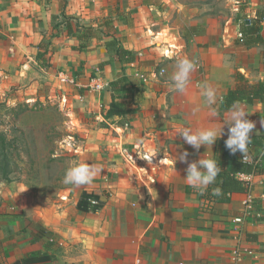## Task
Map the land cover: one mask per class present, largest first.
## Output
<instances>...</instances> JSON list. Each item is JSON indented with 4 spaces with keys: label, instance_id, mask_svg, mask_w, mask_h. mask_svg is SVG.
<instances>
[{
    "label": "crops",
    "instance_id": "obj_1",
    "mask_svg": "<svg viewBox=\"0 0 264 264\" xmlns=\"http://www.w3.org/2000/svg\"><path fill=\"white\" fill-rule=\"evenodd\" d=\"M182 8L176 0H0V56L9 55L16 83L23 91L38 88L43 93L62 84L70 88L71 100L63 98L78 111L84 149L91 155L83 163L103 168L92 183L70 190L53 209L27 214L28 219L24 212L12 218L10 210L0 207L5 212L0 264L31 256L46 259L29 264H264L261 102L239 103L255 124L246 156L262 169L252 176L249 193L216 201L210 185L204 190L190 187L184 179L188 164L176 161L184 151L189 163L204 155L215 158L218 143L228 138V125L212 146L198 151L179 137L180 129H219L228 115L222 102L236 76L241 74L249 84L264 81V41L246 46L239 38L240 22L246 21L259 24L264 39V18L258 23L264 0H247L242 8L234 5L233 23L211 19L206 26L203 19L190 24L199 28L186 39L158 29ZM109 34L135 52V63L123 66L111 57V64L100 67L109 57ZM183 57L196 68L187 90L179 93L170 88V77L175 61ZM158 65L163 69L156 78L151 71ZM141 71H150L147 79L140 77ZM123 73L140 92L115 99L111 87L99 93L89 90L100 75L110 85ZM204 83L217 92L216 117L201 95ZM113 100L126 112L137 110L106 118ZM125 117L127 123L119 124ZM103 122L111 129L98 127ZM229 155L244 157L239 151L229 150ZM84 193L98 196L102 207L79 210Z\"/></svg>",
    "mask_w": 264,
    "mask_h": 264
},
{
    "label": "rangeland",
    "instance_id": "obj_2",
    "mask_svg": "<svg viewBox=\"0 0 264 264\" xmlns=\"http://www.w3.org/2000/svg\"><path fill=\"white\" fill-rule=\"evenodd\" d=\"M176 1L183 5L179 16L175 15L171 23L159 25L158 29L183 39L199 28H192L190 24H201L203 19L207 20L206 26L211 19H217L222 25L228 21L233 23L237 16L233 6L242 8L247 4V0ZM0 52H4L3 48ZM9 64V55L5 59L0 56V207L5 212L10 210L12 218L24 212L28 219L27 214L53 209L63 200L62 196L76 189L77 186L63 183L69 162L83 163L91 155H87L84 149L85 129H81L78 111L73 112L74 105L63 98H69L71 89L62 84L44 93L38 88L23 91V86L16 83ZM162 69L158 65L151 72L159 78ZM141 72L140 77L145 78L150 71ZM19 75L20 72L17 73ZM97 78L108 84L107 89L110 88L101 75ZM136 110L127 111V114ZM127 120L125 117L119 124L127 123ZM98 127L111 129L105 122L99 123ZM4 213L0 212V226Z\"/></svg>",
    "mask_w": 264,
    "mask_h": 264
},
{
    "label": "clouds",
    "instance_id": "obj_3",
    "mask_svg": "<svg viewBox=\"0 0 264 264\" xmlns=\"http://www.w3.org/2000/svg\"><path fill=\"white\" fill-rule=\"evenodd\" d=\"M195 63L187 58H178L175 61V71L170 77V88L176 92L184 93L190 83V76L195 71ZM201 95L205 99L206 105L211 109L213 117L218 116L217 109L213 107L217 103V92L209 84L204 83L201 87ZM248 112L245 111L239 103L233 104L228 110V115L222 117V127L206 128L193 130L191 127H183L179 131V137H182L184 142L195 148L197 151L201 146L213 145L218 138L224 135V125H228V138L225 141L226 147L235 154L241 152L245 159L248 151V145L252 140V130L255 124L247 119ZM189 153L184 151L179 153L176 161H181L188 164L186 168V176L184 179L187 184L196 190H204L210 184L216 182V179L221 172V167L214 158H209L204 155L198 161L188 162ZM153 157H147L146 160L152 164ZM102 165L93 163H78L70 161L63 178L65 185L82 186L92 183L94 178L102 172ZM219 188L213 189L214 195H220ZM152 205L149 204L148 207Z\"/></svg>",
    "mask_w": 264,
    "mask_h": 264
},
{
    "label": "trees",
    "instance_id": "obj_4",
    "mask_svg": "<svg viewBox=\"0 0 264 264\" xmlns=\"http://www.w3.org/2000/svg\"><path fill=\"white\" fill-rule=\"evenodd\" d=\"M263 17L258 19V23L263 21ZM241 33L243 38L241 42L246 46H253L260 44L264 41L261 36L259 29V24H250L247 25L246 21L240 22ZM112 37V35H108ZM106 48L109 53V57L106 60L101 62L100 67L104 68L107 65L111 64V57L120 64V65H130L136 62L135 52L128 50L123 45V41L120 38L112 37L106 40ZM42 61L43 56L38 57ZM124 71V69H123ZM236 84L231 88L222 102V109L229 110L233 104L236 103H246L253 104L255 101H260L264 107V81H261L257 84H249L244 76L238 74L236 76ZM110 87L116 94L115 99L124 97V93H134L140 92L139 86L134 85L130 79L123 73L121 77L117 80L110 83ZM125 107L121 105L117 100H113L108 112L106 113V118H111L113 116H122L126 114ZM222 168L219 173L216 182L210 184L209 190L219 188L221 190L220 195H215L214 199L216 201H230L228 195L233 193H249L250 185L243 182L238 178L239 175H255L262 171V169L254 164H249L243 162L242 158L233 159L229 155V149L224 143L219 142L216 149L215 158ZM227 196V197H226ZM92 201H97V205H93ZM102 207V202L100 198L93 194L84 193L79 202L78 208L81 211H94ZM46 258L41 256L29 257L17 264L24 263H37L44 261Z\"/></svg>",
    "mask_w": 264,
    "mask_h": 264
},
{
    "label": "built area",
    "instance_id": "obj_5",
    "mask_svg": "<svg viewBox=\"0 0 264 264\" xmlns=\"http://www.w3.org/2000/svg\"><path fill=\"white\" fill-rule=\"evenodd\" d=\"M239 38L240 39L243 38L242 33L239 34ZM107 87H108V84L105 81H103L101 78H95L92 81V83L90 84V87L89 88L91 90H94V91H96V92L99 93V92H102V91L106 90ZM242 160L245 163L254 164L255 166L257 165L255 162H253L252 160H250L248 156H246V159H245V157H243ZM239 176H240V178H239ZM239 176H238V178L241 179L243 182L249 184L250 185V189H251V178H252L253 175H244L243 174V175H239ZM252 202H253V200H252V198H250L249 204L252 203ZM92 204L93 205H97V202L92 201ZM234 221L237 224H242L243 219L242 218H236Z\"/></svg>",
    "mask_w": 264,
    "mask_h": 264
},
{
    "label": "water",
    "instance_id": "obj_6",
    "mask_svg": "<svg viewBox=\"0 0 264 264\" xmlns=\"http://www.w3.org/2000/svg\"><path fill=\"white\" fill-rule=\"evenodd\" d=\"M247 23L249 24V21H247Z\"/></svg>",
    "mask_w": 264,
    "mask_h": 264
}]
</instances>
